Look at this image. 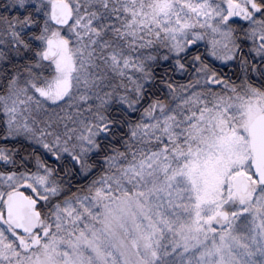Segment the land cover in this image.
<instances>
[{
	"label": "snow or ice",
	"instance_id": "obj_1",
	"mask_svg": "<svg viewBox=\"0 0 264 264\" xmlns=\"http://www.w3.org/2000/svg\"><path fill=\"white\" fill-rule=\"evenodd\" d=\"M0 264H264V0H0Z\"/></svg>",
	"mask_w": 264,
	"mask_h": 264
}]
</instances>
